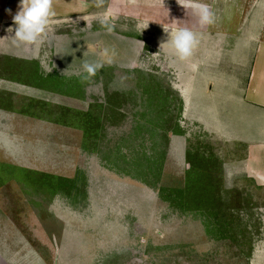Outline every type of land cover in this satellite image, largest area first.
I'll return each instance as SVG.
<instances>
[{"label": "rangeland", "instance_id": "374dc122", "mask_svg": "<svg viewBox=\"0 0 264 264\" xmlns=\"http://www.w3.org/2000/svg\"><path fill=\"white\" fill-rule=\"evenodd\" d=\"M213 1L202 26L183 0H95L32 45L0 22V264H264V186L199 78L215 48L246 62L256 0L242 21ZM176 26L197 36L184 59L162 43Z\"/></svg>", "mask_w": 264, "mask_h": 264}, {"label": "crops", "instance_id": "0c3cea01", "mask_svg": "<svg viewBox=\"0 0 264 264\" xmlns=\"http://www.w3.org/2000/svg\"><path fill=\"white\" fill-rule=\"evenodd\" d=\"M222 1L225 2V7H230L233 3L240 4L239 8L241 6L243 9L239 18L242 21L249 0H214L213 6L215 7ZM93 2L95 0H53L54 16L87 12L89 7L94 5ZM252 5L254 14L250 16V23L245 27V35L247 39L254 40L255 45L243 49L246 54L249 52L246 62L244 63L242 59L244 54L240 51L241 49L237 48L236 52H233L232 47H224L223 52H220L215 48L214 53L220 55V58H217L219 61L215 65L217 67L215 71H211L213 70L212 65H209V71L214 74L199 73V78L208 85L204 93L216 97L220 107L224 109L226 124L227 117L231 126H233L234 117H239L238 121L235 119L234 121H236V125H239L241 142L246 145L243 158L244 173L247 178L264 186V0H256ZM19 6L20 0H0V22L10 21L9 17L16 14ZM231 18L229 11L226 10L223 32L228 34L227 37L232 34ZM201 50L198 47L195 53L197 51L200 53ZM210 51L211 54L213 50ZM239 62L242 67L249 65L246 74H241L243 83L238 91L237 88H234V73L237 70L233 69V63ZM205 65L201 62L199 69L202 71ZM192 70L194 72L193 79L196 80L198 66L194 64ZM242 71H244V67ZM204 73L206 72L204 71ZM234 103L237 104L235 110Z\"/></svg>", "mask_w": 264, "mask_h": 264}, {"label": "clouds", "instance_id": "9594fccd", "mask_svg": "<svg viewBox=\"0 0 264 264\" xmlns=\"http://www.w3.org/2000/svg\"><path fill=\"white\" fill-rule=\"evenodd\" d=\"M182 5L185 9L191 10L200 25H211L215 22V14L204 0H183ZM54 15L53 0H20L19 10L12 17L15 29L12 27L7 29L9 33L14 31V35H11L12 44L17 46L35 44L46 34L50 19ZM165 32L167 38L162 43L172 50L175 57L184 59L192 54L197 36L191 28L176 26L165 29ZM82 67L86 72L93 73L96 66L85 62Z\"/></svg>", "mask_w": 264, "mask_h": 264}]
</instances>
